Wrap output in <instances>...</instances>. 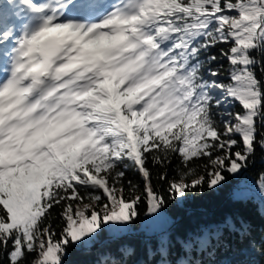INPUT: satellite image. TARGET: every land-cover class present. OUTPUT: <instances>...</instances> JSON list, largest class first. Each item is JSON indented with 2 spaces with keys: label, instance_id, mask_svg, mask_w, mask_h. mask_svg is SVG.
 <instances>
[{
  "label": "snow or ice",
  "instance_id": "snow-or-ice-1",
  "mask_svg": "<svg viewBox=\"0 0 264 264\" xmlns=\"http://www.w3.org/2000/svg\"><path fill=\"white\" fill-rule=\"evenodd\" d=\"M258 151L264 0H0V264L264 257L243 216L177 235L167 211L227 187L264 215Z\"/></svg>",
  "mask_w": 264,
  "mask_h": 264
},
{
  "label": "trees",
  "instance_id": "trees-1",
  "mask_svg": "<svg viewBox=\"0 0 264 264\" xmlns=\"http://www.w3.org/2000/svg\"><path fill=\"white\" fill-rule=\"evenodd\" d=\"M224 63L226 64L227 61ZM261 171H264V158L258 151L254 166L246 174L248 181L250 183L254 181ZM129 176L133 180H138V176L132 172H129ZM167 211L170 216L178 221L177 235H184L202 225L216 223L227 215H240L252 224L257 244L264 240V215L261 214L260 203L254 202L246 206L236 205L231 200V189L227 187L216 193L190 197L181 205L170 204ZM144 239L137 231L127 237V242L142 248ZM101 243L103 244V241ZM237 247L240 249L239 253H221L218 259L229 260L232 264H238L241 260L248 261L249 264H264V257H261L251 247L247 245ZM96 257L95 251L87 252L73 248L69 251L65 264H95ZM139 258L142 259L143 256Z\"/></svg>",
  "mask_w": 264,
  "mask_h": 264
},
{
  "label": "water",
  "instance_id": "water-1",
  "mask_svg": "<svg viewBox=\"0 0 264 264\" xmlns=\"http://www.w3.org/2000/svg\"><path fill=\"white\" fill-rule=\"evenodd\" d=\"M102 244V243H101ZM101 246V245H98V247Z\"/></svg>",
  "mask_w": 264,
  "mask_h": 264
}]
</instances>
